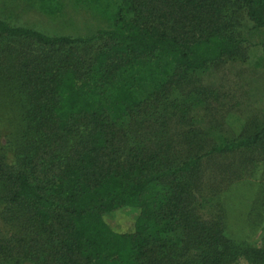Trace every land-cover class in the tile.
Wrapping results in <instances>:
<instances>
[{
    "label": "trees",
    "instance_id": "trees-1",
    "mask_svg": "<svg viewBox=\"0 0 264 264\" xmlns=\"http://www.w3.org/2000/svg\"><path fill=\"white\" fill-rule=\"evenodd\" d=\"M238 1L264 34V0ZM218 6L120 0L111 28L87 37L46 36L0 20V84L21 107L15 137L0 138V222L14 229L0 232V262L239 261L219 225L199 221L192 190L203 157L249 148L261 132L172 166L155 123L134 118L140 85L157 81L159 92L169 72L238 55L232 13ZM251 253V264H264V249Z\"/></svg>",
    "mask_w": 264,
    "mask_h": 264
},
{
    "label": "rangeland",
    "instance_id": "rangeland-1",
    "mask_svg": "<svg viewBox=\"0 0 264 264\" xmlns=\"http://www.w3.org/2000/svg\"><path fill=\"white\" fill-rule=\"evenodd\" d=\"M119 2L0 0V20L46 36L87 37L111 28ZM217 2L222 13H232L238 55L200 70L169 72L159 92L157 81L140 85L134 118L155 123L160 154L172 166L261 132L249 148L203 157L192 190L199 221L219 225L240 256L236 264H251V251L264 249V34L245 18L238 0ZM20 110L16 94L0 84L1 141L15 137ZM110 220L120 228L118 215ZM0 230L3 235L14 231L6 222H0Z\"/></svg>",
    "mask_w": 264,
    "mask_h": 264
}]
</instances>
